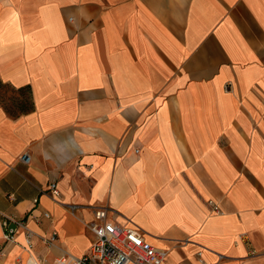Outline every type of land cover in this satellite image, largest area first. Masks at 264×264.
I'll return each mask as SVG.
<instances>
[{"label":"crops","instance_id":"1","mask_svg":"<svg viewBox=\"0 0 264 264\" xmlns=\"http://www.w3.org/2000/svg\"><path fill=\"white\" fill-rule=\"evenodd\" d=\"M99 207L165 264H264V0H0V264L82 257Z\"/></svg>","mask_w":264,"mask_h":264},{"label":"built area","instance_id":"2","mask_svg":"<svg viewBox=\"0 0 264 264\" xmlns=\"http://www.w3.org/2000/svg\"><path fill=\"white\" fill-rule=\"evenodd\" d=\"M21 159L25 163L30 162L26 154L22 155ZM50 188L52 195L59 198L60 190L57 185L52 183ZM213 209L218 212L216 205H213ZM108 212L109 210L105 207L95 210V221L89 225L95 241L87 253L82 257L67 254L55 259L52 264H165L167 253L164 250L151 245L137 230L110 222ZM44 217L50 219L48 213H45ZM2 221L4 239L12 243L16 242L15 231L10 226L11 223H16L17 227L26 229L27 248H31L34 235L26 228L23 221L9 216H3ZM57 238L58 234L53 232L50 238H42V242L46 246H51ZM26 264H45V261L31 255Z\"/></svg>","mask_w":264,"mask_h":264},{"label":"water","instance_id":"3","mask_svg":"<svg viewBox=\"0 0 264 264\" xmlns=\"http://www.w3.org/2000/svg\"><path fill=\"white\" fill-rule=\"evenodd\" d=\"M16 227V226H15Z\"/></svg>","mask_w":264,"mask_h":264}]
</instances>
